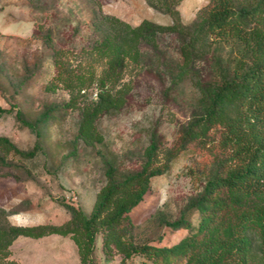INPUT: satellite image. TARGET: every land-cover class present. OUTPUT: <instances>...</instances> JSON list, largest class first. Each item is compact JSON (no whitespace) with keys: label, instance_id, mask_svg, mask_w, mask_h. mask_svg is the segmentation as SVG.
Returning a JSON list of instances; mask_svg holds the SVG:
<instances>
[{"label":"trees","instance_id":"obj_1","mask_svg":"<svg viewBox=\"0 0 264 264\" xmlns=\"http://www.w3.org/2000/svg\"><path fill=\"white\" fill-rule=\"evenodd\" d=\"M180 1L144 0L170 18L164 24L142 18L131 25L97 8L91 21L96 35L79 48L76 62L69 60L70 50L54 45L49 30L41 37L53 67L45 89L67 92L62 107L78 111L74 137L86 146L102 141L95 121L123 107L131 88V78L123 80V75L143 69L145 54L165 83V93L192 81L199 109L180 128L177 149L197 142L215 163L198 194L168 224L186 233L165 246L129 240L131 210L148 191L149 178L160 174L173 156L152 127L135 170L117 175L114 166L105 167L87 214L72 207L60 223L31 225L11 224L7 216L0 226V264H19L10 258L16 237L51 234L72 242L80 264L91 261L96 235L103 254L126 258L139 253L151 264H264V0H207L187 23L180 20ZM163 37L170 39L169 47L159 46ZM223 44L231 55L221 62L214 47ZM90 89L93 98L87 97ZM11 111L0 106V115ZM46 114L29 122L15 109L14 119L33 130L34 141L21 150L0 135V152L33 157L40 149L37 124Z\"/></svg>","mask_w":264,"mask_h":264},{"label":"rangeland","instance_id":"obj_2","mask_svg":"<svg viewBox=\"0 0 264 264\" xmlns=\"http://www.w3.org/2000/svg\"><path fill=\"white\" fill-rule=\"evenodd\" d=\"M206 1L181 0L177 5L180 20L189 22ZM97 8L131 25L142 18L170 22L167 15L148 7L144 0H0V106L12 108L10 113L0 115V135L27 150L35 138L33 130L21 126L13 111L17 109L29 122L47 113L37 124L40 149L33 157L0 152L4 162L0 163V226L15 213L25 216L22 224L60 223L70 216L72 207L87 214L104 181L105 167L114 166L117 175L135 170L154 127L161 135L162 147L172 149L173 156L160 174L149 178L148 191L131 210L129 240L136 245H170L186 230L171 229L168 224L198 194L215 163L213 155L197 142L177 149L180 128L199 109L192 81L165 93V83L145 54L143 69H128L123 75V80L131 78L123 107L95 121L102 141L93 146L74 137L79 115L77 110L62 107L67 92L45 89L53 67L42 34L49 30L54 45L70 50L68 58L76 62L80 60L79 48L96 35L91 21ZM170 45L168 37L159 42L161 48ZM214 48L221 62L231 55L227 45ZM88 92L87 97L93 98V90ZM191 222H195L194 215ZM55 236H18L10 246V258L19 264H80L72 242ZM86 264L151 262L139 253L126 258L103 254L96 235L91 261ZM170 264L181 261L172 260Z\"/></svg>","mask_w":264,"mask_h":264},{"label":"crops","instance_id":"obj_3","mask_svg":"<svg viewBox=\"0 0 264 264\" xmlns=\"http://www.w3.org/2000/svg\"><path fill=\"white\" fill-rule=\"evenodd\" d=\"M22 213H15V214H12V215H10V216H8V221H9V223H11V224H16V225H31V224H22V222L24 221V218H25V216L24 217H22V215H21ZM51 235H55V234H51ZM47 236H50V235H47ZM44 237H46V236H44ZM56 238H57V240H59L60 238H64V237H61V236H59V235H56L55 236ZM17 238V237H16ZM15 238V239H16ZM14 239V240H15ZM13 240V241H14Z\"/></svg>","mask_w":264,"mask_h":264}]
</instances>
